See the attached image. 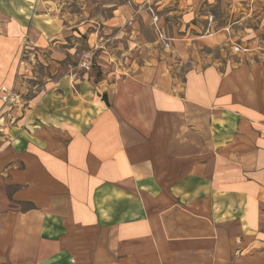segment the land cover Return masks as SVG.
<instances>
[{"label":"crops","instance_id":"obj_1","mask_svg":"<svg viewBox=\"0 0 264 264\" xmlns=\"http://www.w3.org/2000/svg\"><path fill=\"white\" fill-rule=\"evenodd\" d=\"M155 4L156 16L168 10L188 31H209L170 43L180 60L195 57L197 45L220 43L215 32L229 25L213 20L216 10L238 13L233 24L252 16L261 20L253 30L264 31V0ZM50 11L41 0H0V30L11 17L12 29L27 27L28 46L45 43L61 62L68 29ZM257 43L250 65L196 68L183 81L164 67L165 54L161 64L155 58L156 66L96 82L60 78L35 104L43 118L33 150L13 144L7 153L60 159L62 167L30 165L43 181L27 185L28 199L17 192L10 200L0 187V264H264V41ZM55 133H64V145H53ZM37 187L52 198L36 199Z\"/></svg>","mask_w":264,"mask_h":264},{"label":"rangeland","instance_id":"obj_2","mask_svg":"<svg viewBox=\"0 0 264 264\" xmlns=\"http://www.w3.org/2000/svg\"><path fill=\"white\" fill-rule=\"evenodd\" d=\"M41 1L48 11L51 10L55 20L68 29L66 36L69 55L65 60L63 57L61 62L55 63L52 60L54 49H50L45 43H38L40 47L28 46L24 41L28 34L27 27L21 24L12 29L15 24L11 22V17L6 16L5 21L8 26L0 30L1 34L4 31V34L9 37L0 39V59L2 55L8 56V61L0 64V187L10 200L17 192L25 196L24 193L28 192L30 183L36 181L39 184L43 181L39 174L32 176L31 171L30 173L26 171L30 165L36 170H41L43 167L52 168L50 164L56 167L55 162L58 167L61 166L60 159L56 161L44 157L14 159L8 156L7 152L13 144L24 151L33 150L29 141L37 138L33 135L40 130L43 118L42 115H34L35 104L44 102L50 87L58 83L64 75L76 73L78 77L87 76L89 81L96 82L109 77L110 74H120V71L132 65L136 68H140V65L142 67L156 66L157 58L161 64L163 62L161 56L165 54L164 67L176 73L183 81L186 73L196 68L203 69L205 66L214 65L225 70L241 64L250 65L254 61V52L256 53L260 47L258 43L253 45L252 42L264 41V31L253 30L259 29L258 24L261 20L254 22L251 16L240 25L233 24L240 21L238 13L228 12L227 15L223 13L220 16L217 13L220 11L216 10L212 14L213 20L219 26L221 23L229 25L228 31L215 32L220 43L213 44L212 47L204 44L197 45L195 57L180 60L173 56L176 52L173 51V45L170 43L174 44L176 39L187 43L196 34L206 35L209 31H188L179 21L183 16L169 14L168 10L162 12V16H156L155 0ZM21 5L24 6V4ZM174 6L177 9L179 3H174ZM147 13L150 14L151 20L148 19ZM161 26H164V30ZM211 35H214V32L211 31ZM59 39L64 41V35H61ZM3 41L10 46L1 44L4 43ZM261 48H264V44ZM58 49L64 51V45ZM89 52L93 54V66L91 70L85 71L80 67V60L83 54ZM148 55H154L152 59L156 58L155 61L147 59ZM169 55H172L170 59H168ZM53 115H58L56 117L64 122V112ZM55 134H52L53 145H64V133ZM35 146L41 150L40 147L44 146V143ZM19 156L22 155L19 154ZM58 176L53 174L54 179ZM29 177L34 178L33 181H29ZM14 182H20V184ZM30 187L34 188V186ZM50 192L51 190L46 192L37 187V190L31 193L36 194V199L45 201L52 198L53 194ZM25 197V199L30 198L28 195ZM28 207L25 204L21 206V209L25 210Z\"/></svg>","mask_w":264,"mask_h":264},{"label":"built area","instance_id":"obj_3","mask_svg":"<svg viewBox=\"0 0 264 264\" xmlns=\"http://www.w3.org/2000/svg\"><path fill=\"white\" fill-rule=\"evenodd\" d=\"M93 66V54L91 52L83 54L80 60V67L85 71L91 70Z\"/></svg>","mask_w":264,"mask_h":264}]
</instances>
